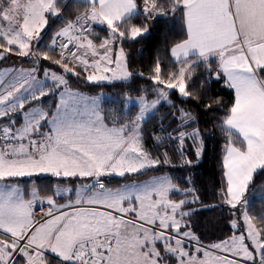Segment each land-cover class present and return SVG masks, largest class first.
I'll list each match as a JSON object with an SVG mask.
<instances>
[{
	"label": "snow or ice",
	"instance_id": "6c2138e0",
	"mask_svg": "<svg viewBox=\"0 0 264 264\" xmlns=\"http://www.w3.org/2000/svg\"><path fill=\"white\" fill-rule=\"evenodd\" d=\"M0 60V264H264V0H0ZM217 208L232 231L205 243Z\"/></svg>",
	"mask_w": 264,
	"mask_h": 264
},
{
	"label": "trees",
	"instance_id": "16d2710c",
	"mask_svg": "<svg viewBox=\"0 0 264 264\" xmlns=\"http://www.w3.org/2000/svg\"><path fill=\"white\" fill-rule=\"evenodd\" d=\"M171 35L168 34V30L164 27L163 24L156 26L152 35L143 40H137L134 44L126 43L124 47L131 51L130 59L133 61V66L137 68H144L146 71V65L151 63V58L160 51L161 55L164 54L163 45L165 40H171ZM11 62V61H10ZM9 62V63H10ZM140 83H144L145 81H139ZM120 85L115 84L111 87L106 86V84H100L98 87H89L87 85L82 86V91L93 94L98 93L101 90L108 93H115L119 90ZM218 95L224 97L225 100L228 99L229 93L227 91L218 92ZM177 103H180L177 100ZM164 109H161L163 112ZM159 113L157 117L154 118L155 121H158ZM154 120H149L146 126V136H149V133L153 131H158V129L153 128ZM211 125H201L202 128L210 127ZM149 146L152 145L153 141L149 138L147 140ZM207 148L203 155V158L199 165L192 169V171L196 172L195 176L197 184L201 187L202 191L206 194L202 198V203L205 205H209L215 202L217 197L213 196V189L219 187L220 181V172L219 166L217 164V159L219 156L218 146L222 143V140H208L206 141ZM178 157V155H177ZM174 163H178V160H174ZM162 171H173L171 168L162 169ZM180 169L177 168L176 172H179ZM153 173H148L147 175H152ZM184 175H187V172H184ZM140 179H144L145 177H139ZM259 179V178H258ZM118 179H113L111 181L112 185L118 183ZM44 194V193H41ZM257 206H259V201H257ZM197 218L200 221V225L198 228V232L204 233L201 239L205 243H209L211 241H215L217 239L223 238L224 235H228L231 233L232 228L228 221L231 217L227 216L226 209H214L212 211H204L197 213Z\"/></svg>",
	"mask_w": 264,
	"mask_h": 264
},
{
	"label": "rangeland",
	"instance_id": "374dc122",
	"mask_svg": "<svg viewBox=\"0 0 264 264\" xmlns=\"http://www.w3.org/2000/svg\"><path fill=\"white\" fill-rule=\"evenodd\" d=\"M10 61H4V60H0V69H3L4 67L7 66H11V62ZM25 66H28L27 64H25ZM178 160V157H176V161Z\"/></svg>",
	"mask_w": 264,
	"mask_h": 264
},
{
	"label": "built area",
	"instance_id": "2783aa9c",
	"mask_svg": "<svg viewBox=\"0 0 264 264\" xmlns=\"http://www.w3.org/2000/svg\"><path fill=\"white\" fill-rule=\"evenodd\" d=\"M46 206V205H45ZM39 209L37 208V211H38Z\"/></svg>",
	"mask_w": 264,
	"mask_h": 264
}]
</instances>
